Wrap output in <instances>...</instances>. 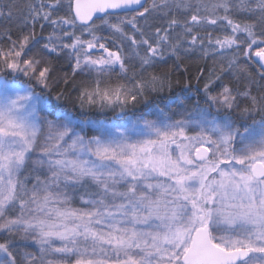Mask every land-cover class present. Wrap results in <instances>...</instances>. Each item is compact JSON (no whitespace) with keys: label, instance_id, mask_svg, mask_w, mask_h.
Instances as JSON below:
<instances>
[{"label":"snow or ice","instance_id":"6c2138e0","mask_svg":"<svg viewBox=\"0 0 264 264\" xmlns=\"http://www.w3.org/2000/svg\"><path fill=\"white\" fill-rule=\"evenodd\" d=\"M0 264H264V0H0Z\"/></svg>","mask_w":264,"mask_h":264},{"label":"trees","instance_id":"16d2710c","mask_svg":"<svg viewBox=\"0 0 264 264\" xmlns=\"http://www.w3.org/2000/svg\"><path fill=\"white\" fill-rule=\"evenodd\" d=\"M161 71H167V66H162ZM192 71H193V72L195 71V66L192 67ZM195 84H196V82L193 80V81H192L193 88H195ZM60 87H64V86L61 84ZM174 91L179 92V91H180V88H179V87H178V88H175ZM185 94H186V93H181V95H185ZM72 95L75 96L76 93L73 92Z\"/></svg>","mask_w":264,"mask_h":264}]
</instances>
